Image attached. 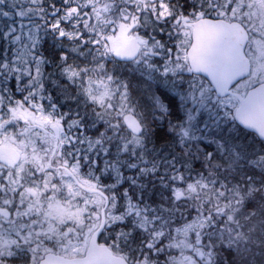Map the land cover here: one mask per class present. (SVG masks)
Wrapping results in <instances>:
<instances>
[{"label": "snow or ice", "instance_id": "6c2138e0", "mask_svg": "<svg viewBox=\"0 0 264 264\" xmlns=\"http://www.w3.org/2000/svg\"><path fill=\"white\" fill-rule=\"evenodd\" d=\"M0 264H264V0H0Z\"/></svg>", "mask_w": 264, "mask_h": 264}]
</instances>
